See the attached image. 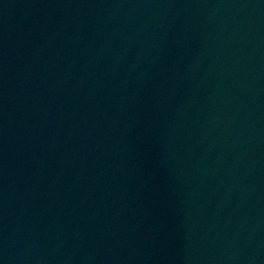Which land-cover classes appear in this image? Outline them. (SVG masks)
<instances>
[{
    "label": "water",
    "instance_id": "95a60500",
    "mask_svg": "<svg viewBox=\"0 0 264 264\" xmlns=\"http://www.w3.org/2000/svg\"><path fill=\"white\" fill-rule=\"evenodd\" d=\"M0 264H264V0H0Z\"/></svg>",
    "mask_w": 264,
    "mask_h": 264
}]
</instances>
